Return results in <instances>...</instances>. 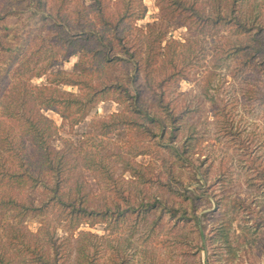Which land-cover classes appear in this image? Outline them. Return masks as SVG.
<instances>
[{"label":"trees","instance_id":"obj_1","mask_svg":"<svg viewBox=\"0 0 264 264\" xmlns=\"http://www.w3.org/2000/svg\"><path fill=\"white\" fill-rule=\"evenodd\" d=\"M15 1L19 4L28 3L34 27L32 31L26 32L20 44L8 47L0 40V50L8 53L10 58L5 71L0 72V218L21 219L15 224L13 220L9 222L13 229H18V235H11L14 237L9 241L12 250L7 249L0 239V264H67L65 250L54 238V234L46 229L47 225L40 227V233L36 235L23 225L29 215L43 216L51 209L59 211L71 233L84 223L91 226L97 222L120 223L134 217L133 215L139 218L149 213H159V209L161 215L168 214L177 221H194L197 227L202 226L195 203L197 197H185L189 199L190 212L182 203L172 206L158 197H142L139 201H132L130 198L126 199L123 191L119 196L122 201L93 206L86 199L84 185H78L85 184L82 175H75V170H69L67 152L56 150L52 146V137L59 129L44 114L46 111L59 114L73 130L101 102H116L121 105L122 110L98 121L103 136L139 128L145 133H151L156 139L157 147L161 151L175 154L179 161L187 149L181 150L175 139L191 110L189 105L187 109L178 110L177 101H165L169 82H180L187 78V72L184 74V68L176 63L178 59L171 55H180L175 52L180 47L197 57V50L193 45L197 40L188 39L185 43L173 40L168 38L166 29L155 37V30L164 28L160 23H148L146 28L135 25L134 21L143 19L147 13L141 0H120L124 2L123 7H118L114 12H110L108 0H94L92 6L81 5L78 11L68 9V0ZM241 2L242 0H158L163 17L177 19L182 23L180 25L188 23L190 30L198 31L199 35L207 30H215L216 35L222 30H230L237 35L234 40L228 39L227 45L223 46V60L235 58L241 69L253 63L264 67V25L260 20L261 10L257 14L251 12L246 15L241 11ZM256 7H264V0ZM86 11H92V16L89 17ZM17 12L9 10L5 14L0 13V30L14 29L2 21ZM45 27L54 31L44 35L42 31ZM163 43L164 50L167 51L165 60H169L174 72L164 73L156 90L154 80L151 79L157 62L155 56L158 55L154 53ZM144 53L146 57L143 56ZM77 54L79 61L75 65V71H51L61 60L68 61ZM28 72H31L30 76L27 75ZM46 74L49 75L46 84L27 86L28 78H41ZM62 85L76 90L66 91ZM147 93L156 97V111L146 102ZM209 95L207 93L206 96L212 102L214 113L221 122L225 117L222 100L215 94ZM223 127L228 129L226 125ZM87 155L88 158L91 157L90 154ZM96 164L101 173V181L106 184L117 182L110 170L103 165L99 166L93 161L87 165L96 167ZM261 164L258 159L252 161L255 168ZM133 169L131 168V173L136 175ZM73 179L77 184L74 190L68 188ZM170 185L164 184L171 188ZM108 189L119 192L112 183ZM33 190L40 193L39 198H26ZM214 204L215 208L206 212L208 223L212 221V228L208 230L202 226L199 231L201 257H204L205 263L210 261L211 264H253L255 256L251 254L252 243H246L248 247L244 249L242 245H233L231 236L234 235L237 239L240 237L232 228L231 221L236 216L245 219L246 224H241L240 228L247 234L246 231L251 228L260 230L264 218L259 216L253 225L252 215L257 216L258 212L250 204L245 206L243 201L233 200L232 210L235 216L231 221H221L219 215L215 219L214 212L222 206V199L215 200ZM19 237L24 238L20 240ZM17 238L18 242H15ZM100 240L102 236L98 234L80 232L75 264H97ZM91 245L95 247L94 253L88 250ZM117 249H113L112 261L120 255ZM18 255L22 256L21 262L17 261Z\"/></svg>","mask_w":264,"mask_h":264},{"label":"rangeland","instance_id":"obj_2","mask_svg":"<svg viewBox=\"0 0 264 264\" xmlns=\"http://www.w3.org/2000/svg\"><path fill=\"white\" fill-rule=\"evenodd\" d=\"M141 1L146 6L147 13L143 19L134 21L135 25L146 28L148 23H160L159 25L163 24L164 28L155 30V37L166 29L168 38L173 40L184 43L188 39L197 40L193 42L197 57L187 52L186 48L180 47L175 51L180 55H171L172 58L178 59L176 63L180 68H184H182L184 74L187 72V78L180 82L176 80L169 82L165 96L167 102L177 101L178 110L190 106L191 111L182 123L178 138L175 139L181 150H187L181 153L182 157L178 161L175 154L163 149L161 151V148L157 147L156 139L151 133H145L139 128L103 136L98 121L122 110L121 105L113 101L98 104L73 130L59 114L52 111L44 112L59 129L52 137V146L56 150L67 152L69 170H75V175L77 173L82 175L85 184L78 185H84L83 192L87 194L86 199L93 206L115 200L122 201L119 196L123 191L126 199L130 198L132 201H139L142 197L149 199L158 197L172 206H179L182 203L190 212L191 205L189 199L185 197H197L195 199L197 214L201 216L203 229L205 226L209 230L212 228V221L208 223L206 212L215 208V200L222 199V206L220 209L216 207L217 210L214 212L215 219L219 215L221 221L232 220L235 216L232 201L239 200L243 201L245 206L250 204V207L258 212L257 216L252 215L254 225L259 216L264 218V67L253 63L241 69L235 58L223 60L221 51L223 46L228 39L237 38L230 30H222L217 35L215 30H207L199 35L198 31L190 30L188 23L180 25L182 23L177 19L163 17L158 0ZM261 1L242 0L240 7L246 15L251 12L257 14L261 10L260 20L264 25V7H256ZM94 2L68 0V9L78 11L81 5L88 7ZM108 3L110 12L124 5L120 0H108ZM0 8L1 14L9 10L18 11L17 14L2 21L14 29L0 30L1 42L8 47L20 44L26 32L32 31L34 27V20L30 19L31 8L28 3L19 4L15 0H0ZM86 14L91 17L93 12L86 11ZM53 31L45 27L42 32L45 35ZM156 49L154 54H158L155 56L157 62L151 78L154 80L155 89L164 73L174 72L169 60H165L167 54L164 50L165 43ZM143 56L146 57V54ZM9 60L8 53L0 50V72L5 71ZM78 61L79 55H73L68 61L61 60L51 71L73 72ZM30 74L31 72L27 73L28 76ZM48 76L46 74L41 78L30 77L26 84L28 87L46 84ZM61 87L66 91L76 90L65 85ZM207 93L215 94L222 100L225 109L223 121L220 122L215 115ZM151 94L145 95L146 102L156 111L158 106L156 97ZM225 125L228 129L222 128ZM87 154L94 158H88ZM256 159L262 163L258 168L252 166V161ZM91 161L110 170L113 178L117 180L116 183H111L119 192H111L108 189L111 183L106 184L100 180L101 173L97 169V164L96 167H88L87 164H91ZM131 168H134L136 175H132ZM82 180L78 179L80 183ZM164 184H171V188ZM76 185L73 179L68 188L74 190ZM39 196L40 193L33 190L26 198L38 199ZM224 202L226 205L223 206ZM133 216L120 223L97 222L93 226L84 223L71 233L59 211L51 209L43 216L29 215L23 225L35 235L40 233V227L47 225L46 229L54 234V238L65 250L68 256L67 264L76 263L77 239L82 231L102 236L98 246L97 264H119L121 261L126 262L125 264H211L210 261L205 263L199 252L201 246L199 231L202 226L197 227L194 221H177L171 215L163 213L161 215L160 209L159 213H149L145 217ZM234 218L231 226L240 238L232 235L233 245H242L244 249L248 247L246 243H252L251 254L255 256L253 264H264V224L260 230L255 231L251 228L245 234L240 226L247 221L241 216ZM12 220L0 218V239L7 249L11 250L9 241L14 237L11 235H18V229H13L9 222L15 224L21 219L17 217ZM249 224L251 225V222ZM19 238L23 240L24 237ZM15 242H18V238ZM112 246L117 247L120 252L115 261L111 260L114 255ZM88 250L94 253L95 247L91 245ZM13 251L15 252V249ZM16 258L21 262V255Z\"/></svg>","mask_w":264,"mask_h":264}]
</instances>
